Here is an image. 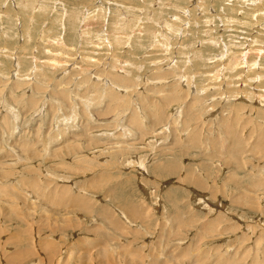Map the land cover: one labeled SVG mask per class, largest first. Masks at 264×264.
<instances>
[{"label":"rangeland","instance_id":"374dc122","mask_svg":"<svg viewBox=\"0 0 264 264\" xmlns=\"http://www.w3.org/2000/svg\"><path fill=\"white\" fill-rule=\"evenodd\" d=\"M0 264H264V0H0Z\"/></svg>","mask_w":264,"mask_h":264},{"label":"bare ground","instance_id":"6f19581e","mask_svg":"<svg viewBox=\"0 0 264 264\" xmlns=\"http://www.w3.org/2000/svg\"><path fill=\"white\" fill-rule=\"evenodd\" d=\"M196 185V184H195ZM198 185L201 187V186H203L202 184H200V182L198 183ZM79 201V200H78ZM84 204V203H83ZM81 205V204H80ZM114 220V219H113ZM114 221H116V220H114Z\"/></svg>","mask_w":264,"mask_h":264}]
</instances>
